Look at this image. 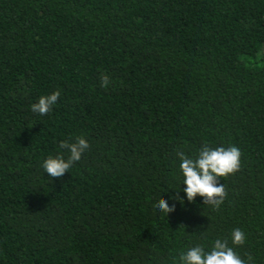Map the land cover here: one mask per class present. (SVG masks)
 <instances>
[{"label": "trees", "instance_id": "1", "mask_svg": "<svg viewBox=\"0 0 264 264\" xmlns=\"http://www.w3.org/2000/svg\"><path fill=\"white\" fill-rule=\"evenodd\" d=\"M205 145L241 153L222 202L154 212ZM234 228L264 264V0H0V264H176Z\"/></svg>", "mask_w": 264, "mask_h": 264}, {"label": "clouds", "instance_id": "2", "mask_svg": "<svg viewBox=\"0 0 264 264\" xmlns=\"http://www.w3.org/2000/svg\"><path fill=\"white\" fill-rule=\"evenodd\" d=\"M107 84L108 77L103 76L101 86L106 87ZM59 97V91L41 95L38 102L30 105V109L33 113L44 116L52 110ZM88 147V141L83 135L76 137L74 142L62 140L59 149L66 150L67 158L65 159L61 153L50 154L41 161L40 167L51 178L62 177L75 162L81 159ZM176 155L180 161L179 176L182 178V190L174 189L175 193L169 194L165 199L168 189L154 203V212L168 215L176 209L177 203L183 205L185 200L189 203L195 202L198 196L202 198L203 203L218 206L224 196V188L218 183V178L233 173L239 168L241 155L239 149L234 145L215 148L205 145L199 149L194 158L182 151H178ZM181 192L183 196L180 195ZM169 201L174 203L170 204ZM244 242L245 233L240 228H234L229 237L216 238L210 246L194 244L187 247L180 252L176 264H246L233 247Z\"/></svg>", "mask_w": 264, "mask_h": 264}]
</instances>
